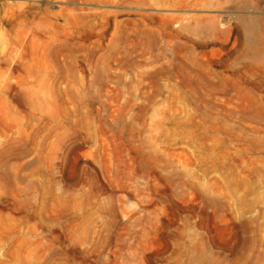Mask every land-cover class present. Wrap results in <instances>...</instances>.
Wrapping results in <instances>:
<instances>
[{"label": "rangeland", "instance_id": "rangeland-1", "mask_svg": "<svg viewBox=\"0 0 264 264\" xmlns=\"http://www.w3.org/2000/svg\"><path fill=\"white\" fill-rule=\"evenodd\" d=\"M0 264H264V0H0Z\"/></svg>", "mask_w": 264, "mask_h": 264}]
</instances>
